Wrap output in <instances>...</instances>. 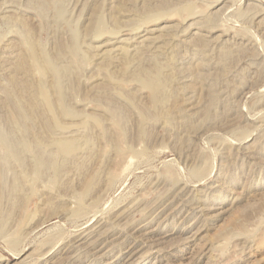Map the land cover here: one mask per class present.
Listing matches in <instances>:
<instances>
[{
	"label": "rangeland",
	"instance_id": "obj_1",
	"mask_svg": "<svg viewBox=\"0 0 264 264\" xmlns=\"http://www.w3.org/2000/svg\"><path fill=\"white\" fill-rule=\"evenodd\" d=\"M0 127V264H264V0H0Z\"/></svg>",
	"mask_w": 264,
	"mask_h": 264
},
{
	"label": "bare ground",
	"instance_id": "obj_2",
	"mask_svg": "<svg viewBox=\"0 0 264 264\" xmlns=\"http://www.w3.org/2000/svg\"><path fill=\"white\" fill-rule=\"evenodd\" d=\"M32 53H33L32 56L35 59V63L33 64V66H31L32 69L38 70L43 76H45L48 72H53V74L55 76V79H56L55 87H56V90H57L56 92H57V95H58L57 102L60 104V106L63 109H65L66 111L70 112V110L67 108V105L65 104L64 93H63L64 69L62 67H60L55 61H52L51 58H47L46 59V56H44L45 58H43L42 57L43 55L39 56L36 53V51H34V50H33ZM145 81H146V83L148 85H151L155 89L156 92H155L153 98H154L155 102H158L159 101L158 96H159L160 91L162 90V87L160 88V82L157 79H153L151 77H149ZM41 93H42L43 99L45 100V103H46V106H47L48 110L49 111H53L54 107H55V103L53 101H51V100H48L46 91L43 90V92L41 91ZM13 106L15 108V110H14L15 114H12L13 116L11 117V122H12L11 125L13 124L12 128H14L15 130H18L20 132H25L27 130V118L29 116L25 112L26 108L24 107V105H23V103L21 101H15ZM18 143H19V141L16 140V138L14 137L13 133H11V131H6V130H4L3 128L0 127V144L3 147H5V149H6V153L5 154L7 155V157L14 158L18 163L21 164V163H23V157L21 156L20 151L17 149ZM43 166H44V157L42 155H41V157L38 155L35 158V165L33 167V170H35V172H38L39 170H41V168ZM82 240H84V239H82Z\"/></svg>",
	"mask_w": 264,
	"mask_h": 264
}]
</instances>
